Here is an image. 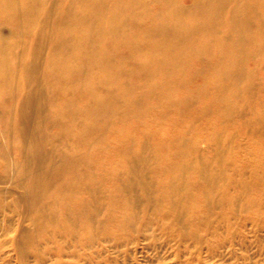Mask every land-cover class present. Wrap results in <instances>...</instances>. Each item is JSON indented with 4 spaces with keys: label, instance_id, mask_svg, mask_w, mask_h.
<instances>
[{
    "label": "bare ground",
    "instance_id": "1",
    "mask_svg": "<svg viewBox=\"0 0 264 264\" xmlns=\"http://www.w3.org/2000/svg\"><path fill=\"white\" fill-rule=\"evenodd\" d=\"M227 167L252 180L230 192ZM263 186L264 0H0V224L32 222L22 258L144 218L196 232Z\"/></svg>",
    "mask_w": 264,
    "mask_h": 264
},
{
    "label": "rangeland",
    "instance_id": "2",
    "mask_svg": "<svg viewBox=\"0 0 264 264\" xmlns=\"http://www.w3.org/2000/svg\"><path fill=\"white\" fill-rule=\"evenodd\" d=\"M236 101L241 106L238 122L255 117L254 110L246 106L242 98ZM190 106L195 108L197 104ZM243 133L237 134L235 140L245 141ZM209 141L207 138L198 141L204 154L212 149ZM240 158H247L246 153ZM226 173L233 179L228 186L230 192H235L240 181L252 180L250 167L238 170L227 167ZM256 191L253 192L257 201L254 209L245 207L246 194H240L232 206L216 203L207 206L200 213L206 220L196 232H193L195 226L187 222L177 225L168 221L162 226L155 220L146 223L148 220L144 218L134 228L123 232L118 240L112 236L102 238L87 248L63 238L48 247L66 249L59 264H264V186L262 191ZM10 209L12 216L17 213L14 208ZM13 217L9 227L0 224V264H39L31 255L22 258L14 239L22 226L29 227L32 222L23 216ZM113 228L116 234L118 227L113 225ZM56 259L57 256H47L45 264H53Z\"/></svg>",
    "mask_w": 264,
    "mask_h": 264
}]
</instances>
